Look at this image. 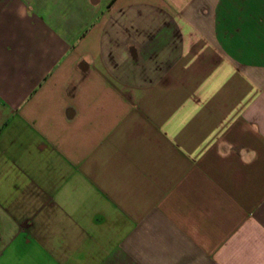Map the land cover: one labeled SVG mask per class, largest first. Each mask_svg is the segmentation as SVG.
Instances as JSON below:
<instances>
[{
  "label": "crops",
  "instance_id": "1",
  "mask_svg": "<svg viewBox=\"0 0 264 264\" xmlns=\"http://www.w3.org/2000/svg\"><path fill=\"white\" fill-rule=\"evenodd\" d=\"M0 264H264V0H0Z\"/></svg>",
  "mask_w": 264,
  "mask_h": 264
}]
</instances>
